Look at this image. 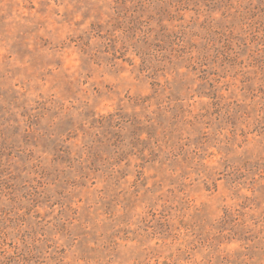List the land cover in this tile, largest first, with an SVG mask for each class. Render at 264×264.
I'll use <instances>...</instances> for the list:
<instances>
[{
	"label": "rangeland",
	"instance_id": "374dc122",
	"mask_svg": "<svg viewBox=\"0 0 264 264\" xmlns=\"http://www.w3.org/2000/svg\"><path fill=\"white\" fill-rule=\"evenodd\" d=\"M0 264H264V0H0Z\"/></svg>",
	"mask_w": 264,
	"mask_h": 264
}]
</instances>
